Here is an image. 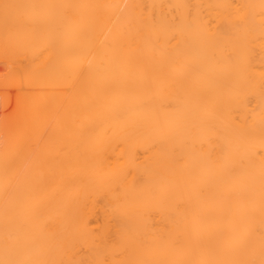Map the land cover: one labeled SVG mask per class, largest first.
<instances>
[{
	"label": "bare ground",
	"instance_id": "obj_1",
	"mask_svg": "<svg viewBox=\"0 0 264 264\" xmlns=\"http://www.w3.org/2000/svg\"><path fill=\"white\" fill-rule=\"evenodd\" d=\"M0 264H264V0H0Z\"/></svg>",
	"mask_w": 264,
	"mask_h": 264
},
{
	"label": "rangeland",
	"instance_id": "obj_2",
	"mask_svg": "<svg viewBox=\"0 0 264 264\" xmlns=\"http://www.w3.org/2000/svg\"><path fill=\"white\" fill-rule=\"evenodd\" d=\"M4 94V92H0V106L2 104L3 97L5 96Z\"/></svg>",
	"mask_w": 264,
	"mask_h": 264
}]
</instances>
